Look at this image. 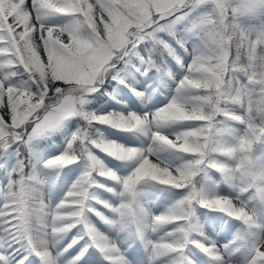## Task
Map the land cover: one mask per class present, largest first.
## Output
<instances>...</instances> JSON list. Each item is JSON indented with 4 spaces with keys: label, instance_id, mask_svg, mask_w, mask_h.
<instances>
[{
    "label": "snow or ice",
    "instance_id": "snow-or-ice-1",
    "mask_svg": "<svg viewBox=\"0 0 264 264\" xmlns=\"http://www.w3.org/2000/svg\"><path fill=\"white\" fill-rule=\"evenodd\" d=\"M0 264H264V0H0Z\"/></svg>",
    "mask_w": 264,
    "mask_h": 264
}]
</instances>
